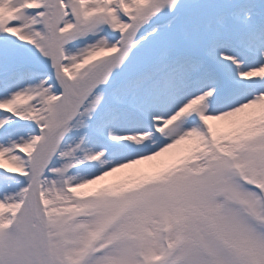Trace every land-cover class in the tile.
Here are the masks:
<instances>
[{
    "label": "snow or ice",
    "instance_id": "6c2138e0",
    "mask_svg": "<svg viewBox=\"0 0 264 264\" xmlns=\"http://www.w3.org/2000/svg\"><path fill=\"white\" fill-rule=\"evenodd\" d=\"M0 264H264V0H0Z\"/></svg>",
    "mask_w": 264,
    "mask_h": 264
}]
</instances>
